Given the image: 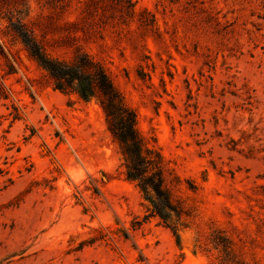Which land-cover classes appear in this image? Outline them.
Returning <instances> with one entry per match:
<instances>
[{"label": "rangeland", "instance_id": "rangeland-1", "mask_svg": "<svg viewBox=\"0 0 264 264\" xmlns=\"http://www.w3.org/2000/svg\"><path fill=\"white\" fill-rule=\"evenodd\" d=\"M31 38L103 67L169 203ZM0 264H264V0H0Z\"/></svg>", "mask_w": 264, "mask_h": 264}, {"label": "trees", "instance_id": "trees-1", "mask_svg": "<svg viewBox=\"0 0 264 264\" xmlns=\"http://www.w3.org/2000/svg\"><path fill=\"white\" fill-rule=\"evenodd\" d=\"M25 44L29 53L48 71L55 88L66 92L77 91L84 99L92 96L98 99L108 129L120 145L127 167V178L137 181L146 195L153 190L169 203L170 195L163 185L160 172H150V160L143 153L141 137L135 127L134 111L125 104L103 67L87 55L72 63L52 59L32 38ZM157 211L161 213L158 209Z\"/></svg>", "mask_w": 264, "mask_h": 264}]
</instances>
